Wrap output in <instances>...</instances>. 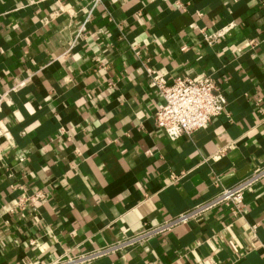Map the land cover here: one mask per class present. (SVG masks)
<instances>
[{
    "label": "crops",
    "instance_id": "crops-1",
    "mask_svg": "<svg viewBox=\"0 0 264 264\" xmlns=\"http://www.w3.org/2000/svg\"><path fill=\"white\" fill-rule=\"evenodd\" d=\"M91 4L0 0L10 132L0 139V264H43L113 242L264 162V0ZM230 23L219 43L205 42L204 32ZM151 69L169 82L212 76L227 112L171 139L155 122L164 100ZM37 192L46 200L36 209L11 211ZM89 264H264V180L239 218L219 207Z\"/></svg>",
    "mask_w": 264,
    "mask_h": 264
},
{
    "label": "built area",
    "instance_id": "built-area-1",
    "mask_svg": "<svg viewBox=\"0 0 264 264\" xmlns=\"http://www.w3.org/2000/svg\"><path fill=\"white\" fill-rule=\"evenodd\" d=\"M56 1L60 2V0ZM99 1L92 0V8ZM234 25L230 23L221 29L204 32L203 38L208 45H215ZM250 45H257V41L251 40ZM149 76L150 85L157 89L164 100L154 114L156 125L171 139L183 134L189 136L193 132L205 128L217 116L227 112V97L217 80L210 75L177 77L173 82H169L158 70L151 69ZM5 96V94L0 96V139H8L10 136L9 128L1 117ZM173 177L176 176L173 175ZM263 180L264 162L255 166L248 174L232 185L223 187L216 194L177 215L166 217L157 224L145 226L105 245L83 249L74 254H60L51 262L43 264H89L103 256L141 245L149 239L166 234L182 224L200 221L207 213L219 207L228 208L234 219L239 218L243 215L246 193ZM45 200L46 195L43 192L24 193L18 197L17 205L11 211L15 208H24L27 205L34 210L39 202ZM255 227L256 225L252 226L253 231Z\"/></svg>",
    "mask_w": 264,
    "mask_h": 264
}]
</instances>
